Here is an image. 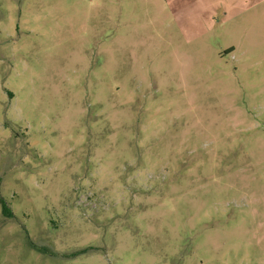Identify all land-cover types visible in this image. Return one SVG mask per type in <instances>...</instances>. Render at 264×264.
Segmentation results:
<instances>
[{"label": "rangeland", "instance_id": "rangeland-1", "mask_svg": "<svg viewBox=\"0 0 264 264\" xmlns=\"http://www.w3.org/2000/svg\"><path fill=\"white\" fill-rule=\"evenodd\" d=\"M170 5L0 0V264H264V14Z\"/></svg>", "mask_w": 264, "mask_h": 264}, {"label": "crops", "instance_id": "crops-1", "mask_svg": "<svg viewBox=\"0 0 264 264\" xmlns=\"http://www.w3.org/2000/svg\"><path fill=\"white\" fill-rule=\"evenodd\" d=\"M171 1L173 4H176L180 16L179 19L185 25H188V21L192 22L189 17L191 15L190 13L193 11L197 12L199 8L207 13L206 17H209V21H214V23L216 22L221 25L229 21V19H239L238 22L241 25L242 21L247 22L250 20L249 16H244L248 12L258 14V16L264 14V0H165L169 7L171 6ZM220 11L222 13V21L216 18ZM185 27L187 30L181 33L185 39L190 41L189 43H193L196 39L204 37V34L210 31L203 30L198 32L191 30V28L195 29L197 27L196 24L192 25V27ZM238 28L240 29V27ZM231 30H233V27ZM229 46L231 50L239 51L240 54H243L246 50L244 44L237 40L232 41Z\"/></svg>", "mask_w": 264, "mask_h": 264}, {"label": "trees", "instance_id": "trees-1", "mask_svg": "<svg viewBox=\"0 0 264 264\" xmlns=\"http://www.w3.org/2000/svg\"><path fill=\"white\" fill-rule=\"evenodd\" d=\"M0 202L2 203V212L5 216L12 217L13 216V211L9 207V205L6 203V201L0 197Z\"/></svg>", "mask_w": 264, "mask_h": 264}]
</instances>
